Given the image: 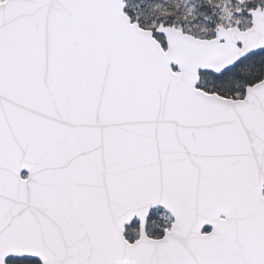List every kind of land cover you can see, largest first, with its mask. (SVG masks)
I'll list each match as a JSON object with an SVG mask.
<instances>
[{
  "label": "snow or ice",
  "instance_id": "6c2138e0",
  "mask_svg": "<svg viewBox=\"0 0 264 264\" xmlns=\"http://www.w3.org/2000/svg\"><path fill=\"white\" fill-rule=\"evenodd\" d=\"M0 264H264V0H0Z\"/></svg>",
  "mask_w": 264,
  "mask_h": 264
}]
</instances>
